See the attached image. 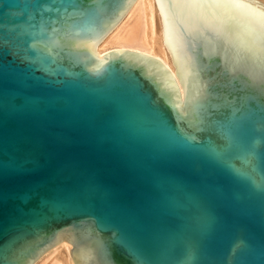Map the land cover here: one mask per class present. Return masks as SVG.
Segmentation results:
<instances>
[{"label": "water", "instance_id": "95a60500", "mask_svg": "<svg viewBox=\"0 0 264 264\" xmlns=\"http://www.w3.org/2000/svg\"><path fill=\"white\" fill-rule=\"evenodd\" d=\"M134 1L0 0V264H264V6L154 0L180 102Z\"/></svg>", "mask_w": 264, "mask_h": 264}, {"label": "bare ground", "instance_id": "6f19581e", "mask_svg": "<svg viewBox=\"0 0 264 264\" xmlns=\"http://www.w3.org/2000/svg\"><path fill=\"white\" fill-rule=\"evenodd\" d=\"M264 6V0H254ZM129 51L157 60L172 77L182 101V92L174 75L170 57L161 37V23L154 0H135L122 19L95 46L100 57L109 51ZM32 264H73L65 245L60 242L45 251Z\"/></svg>", "mask_w": 264, "mask_h": 264}]
</instances>
